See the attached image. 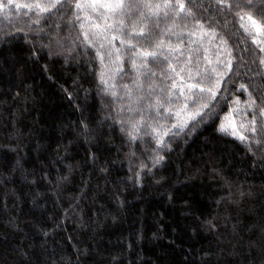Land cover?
<instances>
[{
  "label": "trees",
  "instance_id": "trees-1",
  "mask_svg": "<svg viewBox=\"0 0 264 264\" xmlns=\"http://www.w3.org/2000/svg\"><path fill=\"white\" fill-rule=\"evenodd\" d=\"M234 19L212 21L232 53V71L218 69L215 123L190 119V107L161 121L187 123L157 149L120 131L119 105L100 83L115 67L81 44L79 21L0 12V264H264V150L218 131L230 107L242 112L237 126L251 119L240 83L264 95V53ZM126 63L120 85L134 78Z\"/></svg>",
  "mask_w": 264,
  "mask_h": 264
},
{
  "label": "snow or ice",
  "instance_id": "snow-or-ice-1",
  "mask_svg": "<svg viewBox=\"0 0 264 264\" xmlns=\"http://www.w3.org/2000/svg\"><path fill=\"white\" fill-rule=\"evenodd\" d=\"M195 7L202 10L194 11L191 0L187 3L186 0H7L6 4L0 3V12L14 8L16 13L28 16L37 25L53 16H62L69 23L79 21L81 44L97 49L96 56L103 67L109 63L115 67V72L107 77L105 72L100 73V83L104 93L119 105L116 121L120 131L131 143L142 136L151 137L159 149L172 129L179 126L183 130L187 123L173 122L166 128L161 121L180 117L190 107V119L207 115L215 123L219 115L218 112L215 116L212 114L215 106L211 101L219 91L217 85L222 72L218 69L226 67L232 71V53L212 22L214 16L224 15L227 23V16L233 15L232 23L238 20L243 33L251 38L259 53H264V0H260L259 5L254 0H209L207 4L201 0ZM217 40L219 44L215 43ZM206 42L218 50L211 52ZM225 52L226 62L222 60ZM257 59L255 74L261 77L258 83H264V56ZM126 62L131 64L134 78L131 84L120 85L118 78L125 74ZM240 90L248 93L245 103L251 119L244 116L237 126L234 117L242 112L238 107H230L232 116H225L228 123L222 121L218 131L249 145L255 143L257 148L253 151L260 153L264 150V132L261 131L264 128V95L254 99L245 83H240L237 91ZM233 105H239L238 98ZM84 128L87 133L86 123ZM249 132L250 136L242 134ZM144 143L149 145L148 140ZM161 160L163 157L157 152L152 165ZM140 167L147 168L148 164L141 160Z\"/></svg>",
  "mask_w": 264,
  "mask_h": 264
}]
</instances>
